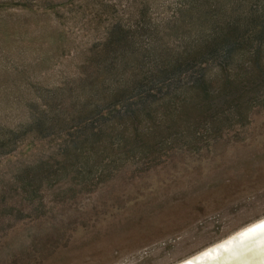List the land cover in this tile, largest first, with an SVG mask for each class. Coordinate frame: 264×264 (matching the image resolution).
<instances>
[{"label": "rangeland", "instance_id": "1", "mask_svg": "<svg viewBox=\"0 0 264 264\" xmlns=\"http://www.w3.org/2000/svg\"><path fill=\"white\" fill-rule=\"evenodd\" d=\"M237 16L264 0H0V264H173L264 215V75L161 115Z\"/></svg>", "mask_w": 264, "mask_h": 264}, {"label": "trees", "instance_id": "2", "mask_svg": "<svg viewBox=\"0 0 264 264\" xmlns=\"http://www.w3.org/2000/svg\"><path fill=\"white\" fill-rule=\"evenodd\" d=\"M199 7L202 6L198 4L195 9L198 32L205 27L207 16H209L204 15V10ZM242 18L237 16L232 21L228 20L220 26H215L212 31L204 35L203 39H197L193 44H191V41L184 47V53L186 54L184 58L188 62L185 64L186 72L195 67L194 65L199 64L203 56L210 55V57H213L212 54L214 53H217L216 58L219 59L215 63L219 71L213 80L207 79L203 72L190 71L187 81L181 85L185 89L182 98L168 96L169 92H172L171 90L175 93L181 86H174L170 89L168 85L167 87L161 85V88L167 89L164 96L161 97L163 99L162 106L164 105L161 110L163 118L171 117L169 114L175 112L174 115L178 120L188 121L191 118L190 113L197 111L194 109L214 107L219 102L214 100L215 97L227 94L231 89L243 88L250 78L264 75V27L256 30L248 26V22L258 21L259 17L252 18L248 16ZM174 66L181 68L183 65L181 63ZM184 76H186V73ZM231 76L240 78V82H237L240 87L234 83ZM213 91L215 92L214 95H212ZM171 107L173 108L172 111ZM136 113L135 110V115ZM148 114H150V111H148Z\"/></svg>", "mask_w": 264, "mask_h": 264}, {"label": "bare ground", "instance_id": "3", "mask_svg": "<svg viewBox=\"0 0 264 264\" xmlns=\"http://www.w3.org/2000/svg\"><path fill=\"white\" fill-rule=\"evenodd\" d=\"M261 225H264V215H261L257 218H254L252 220H249L247 223L240 225L239 227H237L236 229L228 232L227 234L221 236L219 239H217L215 242L210 243V244H206L204 246H202L201 248H199L198 250H196L195 252H193L192 254H190L187 257H184L180 260H177L176 262H174L173 264H196L199 261H202L203 259L214 255L213 254V250L216 249V253H220V251L224 248H226L229 244L233 243L234 241H238L240 239H243L245 237H248L249 235H253L257 230L262 229L263 227H260ZM254 229V231H250ZM264 230L260 231L259 233L263 232ZM258 232H256L255 234H257ZM258 233V234H259ZM258 234L256 236H254L256 238V240H254V237H251L246 243L245 245H243V247H246L245 250L248 249H253V252L255 254L259 253V256L257 257L258 260L256 262H258L257 264H261L262 261H264V251L262 249H264V237L260 238L258 236ZM251 241V242H249ZM231 256V255H229ZM230 259V261L228 262V264L232 261H234L235 263H238L239 261L243 264L242 258H238V257H233ZM225 259H229V257H223V260ZM222 260V261H223ZM260 260H262L260 262Z\"/></svg>", "mask_w": 264, "mask_h": 264}, {"label": "water", "instance_id": "4", "mask_svg": "<svg viewBox=\"0 0 264 264\" xmlns=\"http://www.w3.org/2000/svg\"><path fill=\"white\" fill-rule=\"evenodd\" d=\"M264 230V227L262 229L257 230L256 232H260ZM255 232V233H256ZM253 234V235H249L248 237H245L243 239H240L238 241H234L233 243L229 244L226 248L222 249L220 251V253H216L215 255H211L205 259H203L202 261L197 262L196 264H222V260H223V255L227 254V255H231V256H235L238 258H244L242 260L243 264H257L258 262H256L258 260V256L259 253L255 254L253 252V249H248L245 250L246 247H243V245H245L246 243H248L247 241L251 238L256 236L257 234ZM258 236L260 238L264 237V231L259 233ZM255 238V237H254ZM257 238V237H256ZM256 238L254 240H256ZM251 242V241H249ZM264 251V249H262ZM262 260H260L261 262ZM229 264H242L240 261L238 263H235L234 261L230 262Z\"/></svg>", "mask_w": 264, "mask_h": 264}, {"label": "clouds", "instance_id": "5", "mask_svg": "<svg viewBox=\"0 0 264 264\" xmlns=\"http://www.w3.org/2000/svg\"><path fill=\"white\" fill-rule=\"evenodd\" d=\"M213 254H214V255L216 254V249L213 250ZM223 257H229V259H225V260H223V261H222V264H228V262H229L230 259L232 258L231 256H229V255H227V254L223 255ZM261 264H264V261H262Z\"/></svg>", "mask_w": 264, "mask_h": 264}, {"label": "snow or ice", "instance_id": "6", "mask_svg": "<svg viewBox=\"0 0 264 264\" xmlns=\"http://www.w3.org/2000/svg\"><path fill=\"white\" fill-rule=\"evenodd\" d=\"M260 227H264V225H261ZM250 231H254V229L250 230Z\"/></svg>", "mask_w": 264, "mask_h": 264}]
</instances>
